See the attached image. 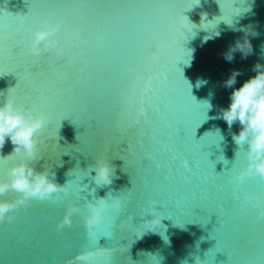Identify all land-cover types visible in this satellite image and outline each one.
I'll list each match as a JSON object with an SVG mask.
<instances>
[{"label":"water","instance_id":"1","mask_svg":"<svg viewBox=\"0 0 264 264\" xmlns=\"http://www.w3.org/2000/svg\"><path fill=\"white\" fill-rule=\"evenodd\" d=\"M4 4L14 15H0L3 39L19 24L15 14L27 15L28 6L25 39L51 13L64 18L56 37L67 48L59 63L55 55L48 58L50 67L38 85L51 99L33 112L51 116L43 133L55 137L37 170L52 168L68 192L43 202L30 198L27 207L9 213L13 219L0 223V264H106L113 258L118 264H195L196 256L207 264H231L233 256L264 264V220L243 200L245 192L257 190L259 176L246 178L241 189L238 174L247 165L248 146L232 139L239 123L229 130L226 121L214 118L231 102L233 89L223 86L231 70L243 72L233 86L239 88L256 74L255 63L264 64V0H0ZM247 28L259 33L250 37L253 53L242 59L237 52L227 62L222 53ZM25 52L27 67L32 59L27 46ZM0 73V91L11 88L7 95L15 98L19 77L9 73L7 58L0 59ZM142 99L150 107L137 126L133 120ZM11 154L9 139L0 153V178L22 159H4ZM97 158L116 166L111 185L96 186ZM234 189L241 205L222 207ZM17 195L10 191L0 200ZM107 195L109 207L99 227L86 229L87 207L72 217V227H58L70 204L79 201L82 207ZM125 196L133 199L135 215L132 221L122 218L123 232L117 229L112 236L116 198L127 208ZM153 199L165 216L163 226L135 240L129 223L152 219Z\"/></svg>","mask_w":264,"mask_h":264},{"label":"clouds","instance_id":"2","mask_svg":"<svg viewBox=\"0 0 264 264\" xmlns=\"http://www.w3.org/2000/svg\"><path fill=\"white\" fill-rule=\"evenodd\" d=\"M0 15L14 14L9 10L7 4H4L0 6ZM15 15L21 18L24 16L22 12ZM60 29V23L44 19L43 27L34 30L29 38L28 51L33 56H40L44 53L61 56L64 52V44L56 37ZM241 31L244 32V35L234 44L229 45L227 51L222 53L224 59L229 63L234 61L237 52L242 54V59H247L253 53L250 37L258 36L259 33L251 28L241 29ZM216 35L218 36L219 33ZM251 71L256 74L245 80L239 88H233L237 83V77L243 72L240 69L231 70V74L223 81L225 88L233 89L230 96L231 102L226 108H221L218 117H214L226 121L229 130L234 124L239 123L240 125L239 133L233 132L232 139L240 147L246 144L248 148L246 151L247 165L239 171V182L245 181L248 177H264V64L255 63ZM31 74L30 68H26L22 73L24 79L30 78ZM10 89H7L6 92L0 91V153L3 152L6 142L10 139L13 145V154L4 157V159L7 160L12 156L21 157V155L22 159L19 163L14 162L7 168L5 178H0V196H6L10 191L18 194L14 199L0 200V223L6 219L11 221L13 217L9 213L20 207H27L30 198L49 200L54 193L68 192L66 185L62 186L56 182V173L52 168L44 167L43 171H38L36 167V162L39 160L40 134L46 126L51 124V116L46 112L36 114L30 108L17 105L15 98L7 95ZM205 102L210 109L211 104ZM217 132L219 133V129ZM220 137L223 139L222 136ZM94 170L96 175L93 179L97 187L113 183L116 166L111 163V160L97 158ZM96 201V203L88 204L90 214L84 218V225L89 232L102 224L103 213L109 207L108 195L100 197ZM150 203L153 206L151 209L152 219L146 220L139 226L129 223V228L134 231L135 240L143 239L146 233L155 232L157 227L163 226L165 216L159 214L156 207L159 201L153 199ZM78 205L79 201L67 207L64 217L58 225L59 228L71 226L72 217L81 212V207ZM116 205L120 206L118 199ZM258 209V218L264 220V208ZM129 221H132L131 215ZM182 264H187V261H183ZM195 264H207V261L196 256Z\"/></svg>","mask_w":264,"mask_h":264},{"label":"snow or ice","instance_id":"3","mask_svg":"<svg viewBox=\"0 0 264 264\" xmlns=\"http://www.w3.org/2000/svg\"><path fill=\"white\" fill-rule=\"evenodd\" d=\"M199 3V0H197V4ZM29 11L27 15H24L22 18L18 17L19 24L11 26L9 28V32L11 35L9 36L8 39H3L0 38V59H2L5 63V59L7 58L8 61V68H9V73H14L19 77V82L17 85L13 88V90H17L19 87V94L15 97V100L19 99L20 103L19 105H22L24 107L30 108L32 111H40L41 108L45 105H47L50 101V97L45 94V92L38 87L41 78L45 75V66L46 68L50 67L47 63L48 58H50L52 55L48 53H44L40 56H33L29 51V39H25L22 35L23 32V26L27 20V18L32 14L31 9L28 6ZM8 16H13V15H8ZM5 16V17H8ZM16 16V15H15ZM53 16H57V22L60 23V25H64L65 21L62 16H59L58 13L53 12L49 16H46L44 19H49ZM42 20V23H43ZM227 23H229L227 20H223ZM230 24V23H229ZM217 27V25L215 26ZM193 30V29H192ZM27 46V53L31 55L32 59L31 61L27 64V67L30 65L32 67V74L31 77L28 79L23 78V70L26 69L25 65L22 63L23 58L26 55L25 48ZM67 48V43L64 44V52L65 49ZM63 54L61 56H56L57 57V63L60 62V59L63 57ZM189 62V61H188ZM187 62V63H188ZM8 73V74H9ZM0 76H3V73H0ZM166 79L168 77H165ZM152 87V80L149 78L146 80L145 83V99L147 96V93L151 90ZM22 93L23 99H20V95ZM142 106L139 109V112L136 116V118L133 120V124L139 126L142 123L141 117L146 118L148 115V106H143L144 105V100L142 99L141 101ZM68 118V117H66ZM146 123V119L143 121ZM55 137L51 135H45L43 132L40 135V140L41 143L38 146V154H39V159H44V152L47 148H50L51 145L48 144L49 140H54ZM3 158V157H0ZM257 176L254 177H248L250 180H254ZM239 182V181H238ZM239 185L241 189L243 190V187L245 185V181L239 182ZM67 194V193H64ZM78 200L81 201L82 197L80 196V192L77 193ZM119 200L120 206L116 205V208L118 210V215L115 217V219L112 220L111 223V233L112 236L116 235L117 229L120 230V232H123V229L125 228L126 223H122L121 220L122 218L125 219V221L129 218V213H131L132 217L135 215V212L132 210V205L134 203L133 199L130 196H125L123 197L124 202L129 205V207L125 208L124 204L121 202V197L116 198V200ZM243 200L244 202L250 203L252 208H261L264 206V177H259V181L257 183V190L251 191V192H245L243 195ZM43 202L44 200H40ZM57 203H62V201L57 200ZM88 202L83 203V206L81 207V212L84 211V207L88 208ZM241 205V200L238 198L236 195V190H233V195L227 197L225 200L221 202L222 207L226 208H233V207H238ZM80 212V213H81ZM74 221L72 220V224L69 227H72ZM77 260L82 261L84 259L83 256H77ZM231 264H245L244 261L240 262L235 259V256L230 260ZM119 261H117L115 258L112 260H109L106 262V264H118Z\"/></svg>","mask_w":264,"mask_h":264}]
</instances>
